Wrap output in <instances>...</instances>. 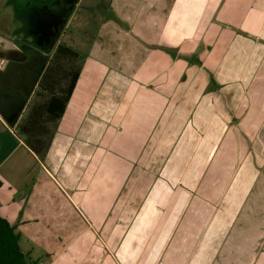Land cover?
<instances>
[{
	"label": "crops",
	"instance_id": "crops-1",
	"mask_svg": "<svg viewBox=\"0 0 264 264\" xmlns=\"http://www.w3.org/2000/svg\"><path fill=\"white\" fill-rule=\"evenodd\" d=\"M13 3L0 215L29 264H264V0H76L96 33L44 157L18 132L38 87L14 94Z\"/></svg>",
	"mask_w": 264,
	"mask_h": 264
},
{
	"label": "flooded vegetation",
	"instance_id": "flooded-vegetation-1",
	"mask_svg": "<svg viewBox=\"0 0 264 264\" xmlns=\"http://www.w3.org/2000/svg\"><path fill=\"white\" fill-rule=\"evenodd\" d=\"M76 10V0H14L12 33L23 41L19 51L11 56L22 68L24 85L23 91L14 92L16 96H30L61 62L58 50L61 45L68 46L61 38L72 31L69 24ZM25 99L21 100L20 110Z\"/></svg>",
	"mask_w": 264,
	"mask_h": 264
},
{
	"label": "trees",
	"instance_id": "trees-1",
	"mask_svg": "<svg viewBox=\"0 0 264 264\" xmlns=\"http://www.w3.org/2000/svg\"><path fill=\"white\" fill-rule=\"evenodd\" d=\"M60 58L68 57L72 64L66 70L62 63L56 64L49 76H45L36 93V100L29 107L26 118L19 124V131L27 144L44 157L54 135L56 125L66 110L79 78L85 55L68 46L61 45ZM78 63H75V61ZM62 61V59H61ZM0 264H29L20 247V233L6 218L0 215Z\"/></svg>",
	"mask_w": 264,
	"mask_h": 264
},
{
	"label": "rangeland",
	"instance_id": "rangeland-1",
	"mask_svg": "<svg viewBox=\"0 0 264 264\" xmlns=\"http://www.w3.org/2000/svg\"><path fill=\"white\" fill-rule=\"evenodd\" d=\"M97 23L98 21L91 20L90 15L83 14V10H81L80 12H77L74 15L72 22H71V26H73V29H71L72 31L67 33L64 37H62V41L64 42L66 41V43L69 44L71 47L73 45L72 48H74V45H76L75 46L76 49L80 50L81 53H84L86 50L89 49L92 38L94 34L96 33L95 30L97 27ZM87 33L89 34L88 36L86 35ZM52 54L53 53H51V55ZM54 58L52 60H54ZM61 59H62L61 63L63 67H65L66 70L69 69V66L72 64V62L70 60L68 62V57H62ZM78 61L79 60L75 61V63H78ZM34 100H36V98ZM18 132L21 136H23L19 130Z\"/></svg>",
	"mask_w": 264,
	"mask_h": 264
},
{
	"label": "water",
	"instance_id": "water-1",
	"mask_svg": "<svg viewBox=\"0 0 264 264\" xmlns=\"http://www.w3.org/2000/svg\"><path fill=\"white\" fill-rule=\"evenodd\" d=\"M25 102H26V101H25ZM23 107H24V105H23ZM23 107H22V108H23ZM21 110H22V109H21ZM20 114H21V111L19 112L18 116H19ZM18 116H17V117H18ZM17 117H16V119H17ZM16 119H15V120H16Z\"/></svg>",
	"mask_w": 264,
	"mask_h": 264
},
{
	"label": "built area",
	"instance_id": "built-area-1",
	"mask_svg": "<svg viewBox=\"0 0 264 264\" xmlns=\"http://www.w3.org/2000/svg\"><path fill=\"white\" fill-rule=\"evenodd\" d=\"M40 264H44V263H40Z\"/></svg>",
	"mask_w": 264,
	"mask_h": 264
}]
</instances>
